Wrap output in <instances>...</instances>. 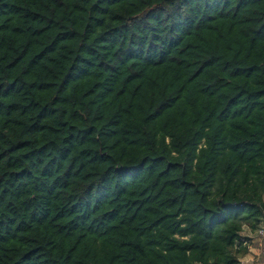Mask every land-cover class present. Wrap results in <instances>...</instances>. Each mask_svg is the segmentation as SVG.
I'll return each mask as SVG.
<instances>
[{
	"label": "trees",
	"instance_id": "obj_1",
	"mask_svg": "<svg viewBox=\"0 0 264 264\" xmlns=\"http://www.w3.org/2000/svg\"><path fill=\"white\" fill-rule=\"evenodd\" d=\"M264 222V0H0V264H240Z\"/></svg>",
	"mask_w": 264,
	"mask_h": 264
},
{
	"label": "crops",
	"instance_id": "obj_2",
	"mask_svg": "<svg viewBox=\"0 0 264 264\" xmlns=\"http://www.w3.org/2000/svg\"><path fill=\"white\" fill-rule=\"evenodd\" d=\"M242 244L248 252L239 259L240 264H264V238L259 237L255 231L244 227L241 233Z\"/></svg>",
	"mask_w": 264,
	"mask_h": 264
},
{
	"label": "built area",
	"instance_id": "obj_3",
	"mask_svg": "<svg viewBox=\"0 0 264 264\" xmlns=\"http://www.w3.org/2000/svg\"><path fill=\"white\" fill-rule=\"evenodd\" d=\"M256 233L259 237L264 238V222H261L256 230Z\"/></svg>",
	"mask_w": 264,
	"mask_h": 264
}]
</instances>
